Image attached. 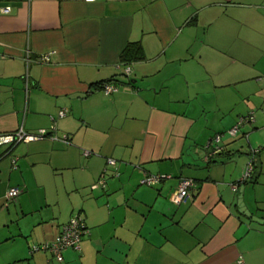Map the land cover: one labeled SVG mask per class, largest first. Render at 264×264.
Here are the masks:
<instances>
[{"label": "crops", "instance_id": "1", "mask_svg": "<svg viewBox=\"0 0 264 264\" xmlns=\"http://www.w3.org/2000/svg\"><path fill=\"white\" fill-rule=\"evenodd\" d=\"M5 7L0 133L44 129L69 144L20 142L0 158V264H264V0ZM129 43L141 60L120 59ZM109 81L118 90L105 95ZM249 113L254 122L230 136ZM252 149L255 179L234 192ZM102 174L105 188L93 190ZM146 174L170 177L147 186ZM180 178L195 186L175 203ZM10 188L21 192L7 203ZM75 212L89 229L79 250L62 262L30 252Z\"/></svg>", "mask_w": 264, "mask_h": 264}, {"label": "built area", "instance_id": "2", "mask_svg": "<svg viewBox=\"0 0 264 264\" xmlns=\"http://www.w3.org/2000/svg\"><path fill=\"white\" fill-rule=\"evenodd\" d=\"M71 1H84V2H95L100 0H71ZM1 13L8 14L10 12L9 7H5L0 9ZM49 55H44L43 59L48 60ZM130 72L129 67H125L123 70V73L125 75H128ZM28 82L26 81V88H27ZM102 90L105 95L111 94L113 92H116L118 90V86L115 83H104L102 85ZM67 114L66 109H62L59 112V117H64ZM254 122V116L253 113H249L248 115L239 116L236 120L235 124L227 131V133L232 136L236 137L242 128V126L246 123H253ZM50 131L52 133L55 131V127L52 126ZM52 139V140H61L67 144H69V141L67 140V136L64 135L61 139H59L56 135H50L48 130H39L35 134H30L24 131L22 127L17 129L14 132L11 133H4L0 134V158L4 156V153L7 149H9L12 145L18 142H31V141H37V140H43V139ZM221 134H216L206 145V149L208 150L204 159L206 162H209L212 160L213 156L219 151L218 142L220 141ZM259 150L252 149L249 153V158L247 161V164L245 165L244 171L240 179L234 183L230 184V188L232 191H236L238 187L242 184H245L246 182H249L253 179L254 174V168L256 164V158L258 155ZM87 155L90 153L86 152ZM15 159H13V162ZM107 163L109 165H115V161L113 159H107ZM169 175H152V174H146L141 181L142 184L147 186H153L156 183L160 182L163 179L169 178ZM105 178L104 174L101 175V178L94 183L91 188L93 190L98 188H105ZM195 186V182L192 178H180L179 184L176 189V194L173 198V201L175 203H179L184 197H186L189 194V190ZM21 190L18 188H10L6 192V201L11 202L14 201L18 195L20 194ZM89 234V229L86 227L83 217L80 213L75 212L68 222L62 225L61 232L58 235V237L53 242H44L41 245H32L30 247V252H36V251H48L52 257L57 262H62L63 260V253L68 249H80V242L83 238V236Z\"/></svg>", "mask_w": 264, "mask_h": 264}, {"label": "trees", "instance_id": "3", "mask_svg": "<svg viewBox=\"0 0 264 264\" xmlns=\"http://www.w3.org/2000/svg\"><path fill=\"white\" fill-rule=\"evenodd\" d=\"M143 58V51H142V47L139 43H129L126 48L123 50V52L120 55V59L123 61H127V60H141ZM113 83V81H109L107 83ZM116 84V83H115ZM51 132V131H50ZM0 134H4V133H0ZM20 143V142H18ZM18 143H15L14 145H12L9 149H7L4 153V156H7L11 149ZM259 154V152H258ZM256 167L257 165L255 164V168H254V174H253V179L249 182L246 183H250L253 182L255 179V173H256ZM245 183V184H246ZM243 185V184H242ZM241 186V185H240Z\"/></svg>", "mask_w": 264, "mask_h": 264}]
</instances>
